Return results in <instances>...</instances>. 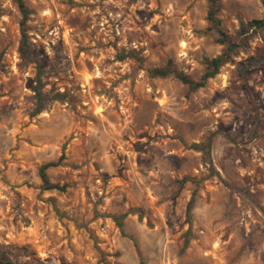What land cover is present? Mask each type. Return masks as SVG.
<instances>
[{
    "label": "rangeland",
    "instance_id": "rangeland-1",
    "mask_svg": "<svg viewBox=\"0 0 264 264\" xmlns=\"http://www.w3.org/2000/svg\"><path fill=\"white\" fill-rule=\"evenodd\" d=\"M23 3L39 64L0 0V264H264V0L216 25L208 0ZM221 34L204 86L149 75L198 80Z\"/></svg>",
    "mask_w": 264,
    "mask_h": 264
},
{
    "label": "trees",
    "instance_id": "trees-1",
    "mask_svg": "<svg viewBox=\"0 0 264 264\" xmlns=\"http://www.w3.org/2000/svg\"><path fill=\"white\" fill-rule=\"evenodd\" d=\"M208 3H209V9H208V14H207V19L210 21L211 24L216 25V24H218V20L215 17V13L217 10V0H208ZM16 4H17L18 10L21 14V19L19 21L20 51H21L22 55H24L27 58L28 61L36 62L37 64H39L38 61L36 60V58L30 54L29 45L27 42V34H26V30H25V22H26L27 14H28L27 8L24 5L23 0H16ZM249 25L254 27V29H260V28L264 29V15L261 18H256V19L251 20L249 22ZM219 41L221 43L225 44L226 52L224 54H221V55H218V56H215L211 59L206 60L205 71L203 72V74L201 75V77L198 80H192L186 74H183L181 72H175V70H173L171 68L170 62L166 63L164 66L149 69L148 73L150 76H159V77H164L170 73H174V75L182 83L187 84L191 90L202 87V86H204V84L208 78L213 77L218 72L219 67L222 65V63L227 61L228 52L232 51L236 46H238V44H236L234 42H229L228 39L226 38V36H224V34H221ZM261 71H262V76L264 78V64H262V66H261ZM36 80L38 81V83L41 82L39 71L37 72ZM34 91H35V98H36L35 112L37 113L42 109V102L44 100L45 94L41 90H39L38 88H35ZM193 147L199 148V146L197 144H193ZM62 155H60V157L58 158L57 161H49V162H46L40 166L39 176L42 180L43 187L45 189H58V190L63 189L62 185H59L57 183H51L49 181V179L47 178V175H46V169L50 166L56 165L60 161V159L63 157ZM116 223H117L118 227L121 229L122 228V222L116 220ZM1 263L13 264L12 262H10L7 259H3Z\"/></svg>",
    "mask_w": 264,
    "mask_h": 264
}]
</instances>
